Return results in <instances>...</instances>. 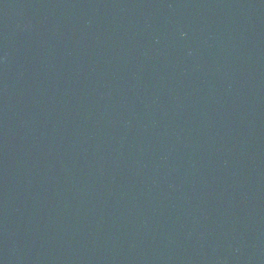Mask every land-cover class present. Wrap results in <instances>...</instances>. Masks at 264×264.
<instances>
[{
  "label": "water",
  "instance_id": "obj_1",
  "mask_svg": "<svg viewBox=\"0 0 264 264\" xmlns=\"http://www.w3.org/2000/svg\"><path fill=\"white\" fill-rule=\"evenodd\" d=\"M0 264H264V0H0Z\"/></svg>",
  "mask_w": 264,
  "mask_h": 264
}]
</instances>
